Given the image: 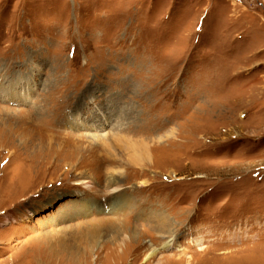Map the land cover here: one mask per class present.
Returning a JSON list of instances; mask_svg holds the SVG:
<instances>
[{
	"label": "rangeland",
	"instance_id": "374dc122",
	"mask_svg": "<svg viewBox=\"0 0 264 264\" xmlns=\"http://www.w3.org/2000/svg\"><path fill=\"white\" fill-rule=\"evenodd\" d=\"M0 264H264V0H0Z\"/></svg>",
	"mask_w": 264,
	"mask_h": 264
}]
</instances>
